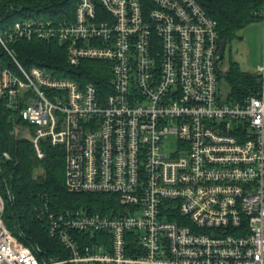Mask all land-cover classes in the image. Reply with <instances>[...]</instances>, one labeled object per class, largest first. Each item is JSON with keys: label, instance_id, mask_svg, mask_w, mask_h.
I'll return each instance as SVG.
<instances>
[{"label": "built area", "instance_id": "built-area-1", "mask_svg": "<svg viewBox=\"0 0 264 264\" xmlns=\"http://www.w3.org/2000/svg\"><path fill=\"white\" fill-rule=\"evenodd\" d=\"M207 1L78 0L73 19L34 14L0 30L14 63L0 59V102H24L37 157L41 141L60 145L69 192L119 197L109 212L45 205L59 245L46 257L7 228L0 183V264H264V62L256 93L223 96ZM36 38L68 44L71 66L110 62V90L24 67L10 46ZM9 159L0 153V172Z\"/></svg>", "mask_w": 264, "mask_h": 264}, {"label": "trees", "instance_id": "trees-1", "mask_svg": "<svg viewBox=\"0 0 264 264\" xmlns=\"http://www.w3.org/2000/svg\"><path fill=\"white\" fill-rule=\"evenodd\" d=\"M78 0H0V30L21 19L36 14L50 19H73ZM208 15L217 22L221 41L233 42L239 32L261 19L257 0H209L203 3ZM19 62L26 68L38 66L56 78L75 80L80 85L92 83L99 89L110 90L111 64L108 61L83 59L78 66L68 63V44L56 40L19 39L11 44ZM0 59L5 66L14 63L0 45ZM227 86L230 102H240L258 90L260 80L256 74L243 72L237 62L220 75ZM221 89V87H220ZM9 109L0 102V153L10 159L3 163L0 183L8 184L12 200H6L4 221L7 228L25 245L39 247L44 256L56 257L54 248L58 241L48 231L43 209L63 213L77 209L109 212L119 206V197L110 194L72 193L66 187L65 151L49 140L41 141L45 158L40 160L30 140L23 137L21 129L27 127L19 110ZM5 193V190H4Z\"/></svg>", "mask_w": 264, "mask_h": 264}, {"label": "rangeland", "instance_id": "rangeland-1", "mask_svg": "<svg viewBox=\"0 0 264 264\" xmlns=\"http://www.w3.org/2000/svg\"><path fill=\"white\" fill-rule=\"evenodd\" d=\"M237 62L243 72L256 74L264 62V20L253 23L239 32L238 37L225 48L219 68L226 71L230 62ZM223 96L227 98V86L221 83ZM178 149V140L170 137L165 142V150L173 153Z\"/></svg>", "mask_w": 264, "mask_h": 264}, {"label": "water", "instance_id": "water-1", "mask_svg": "<svg viewBox=\"0 0 264 264\" xmlns=\"http://www.w3.org/2000/svg\"><path fill=\"white\" fill-rule=\"evenodd\" d=\"M225 48H226V42L225 41H221L220 47H219V52H218V55H217V58H216V63L223 59Z\"/></svg>", "mask_w": 264, "mask_h": 264}]
</instances>
